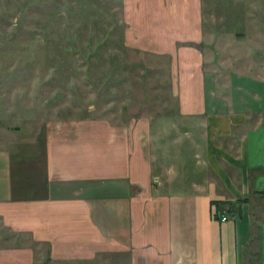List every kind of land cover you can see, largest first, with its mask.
Masks as SVG:
<instances>
[{
  "label": "crops",
  "instance_id": "obj_1",
  "mask_svg": "<svg viewBox=\"0 0 264 264\" xmlns=\"http://www.w3.org/2000/svg\"><path fill=\"white\" fill-rule=\"evenodd\" d=\"M168 5L170 47L208 43L202 0ZM177 52L191 60L174 120L60 122L14 150L0 140V264H264V65L236 107L198 51ZM23 237L46 246L43 261Z\"/></svg>",
  "mask_w": 264,
  "mask_h": 264
},
{
  "label": "rangeland",
  "instance_id": "obj_2",
  "mask_svg": "<svg viewBox=\"0 0 264 264\" xmlns=\"http://www.w3.org/2000/svg\"><path fill=\"white\" fill-rule=\"evenodd\" d=\"M168 8V0H0L3 145L37 144L60 122L176 119L174 84L180 65L191 60L177 52L183 46L198 51L195 60L206 59L218 90L239 106L238 84L264 65V0H202L208 43L183 41L176 48ZM165 145L166 153H179L175 144ZM21 243L42 251L36 258L43 261L46 246L27 237Z\"/></svg>",
  "mask_w": 264,
  "mask_h": 264
},
{
  "label": "built area",
  "instance_id": "obj_3",
  "mask_svg": "<svg viewBox=\"0 0 264 264\" xmlns=\"http://www.w3.org/2000/svg\"><path fill=\"white\" fill-rule=\"evenodd\" d=\"M221 221H222V222H226V221H227V218H226V217H222V218H221Z\"/></svg>",
  "mask_w": 264,
  "mask_h": 264
},
{
  "label": "trees",
  "instance_id": "obj_4",
  "mask_svg": "<svg viewBox=\"0 0 264 264\" xmlns=\"http://www.w3.org/2000/svg\"><path fill=\"white\" fill-rule=\"evenodd\" d=\"M216 204H218V205H219L220 203H216Z\"/></svg>",
  "mask_w": 264,
  "mask_h": 264
}]
</instances>
